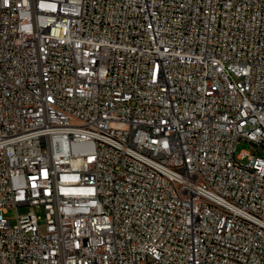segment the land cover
<instances>
[{
  "label": "built area",
  "instance_id": "obj_1",
  "mask_svg": "<svg viewBox=\"0 0 264 264\" xmlns=\"http://www.w3.org/2000/svg\"><path fill=\"white\" fill-rule=\"evenodd\" d=\"M242 141L264 0H0V264H264Z\"/></svg>",
  "mask_w": 264,
  "mask_h": 264
},
{
  "label": "rangeland",
  "instance_id": "obj_2",
  "mask_svg": "<svg viewBox=\"0 0 264 264\" xmlns=\"http://www.w3.org/2000/svg\"><path fill=\"white\" fill-rule=\"evenodd\" d=\"M250 149L252 152H257L259 155H264V146H255L254 143L252 142H248V141H242L239 145H238V149L237 151L239 152L241 149ZM27 210V208H20L19 211L20 212H25ZM6 216L11 217V223H15V210L14 208H10L8 213H6ZM39 227L41 231L45 230V223L43 220L40 221L39 223Z\"/></svg>",
  "mask_w": 264,
  "mask_h": 264
}]
</instances>
